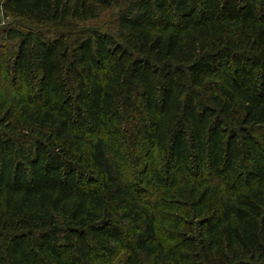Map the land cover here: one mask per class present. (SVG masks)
Wrapping results in <instances>:
<instances>
[{"label": "trees", "instance_id": "16d2710c", "mask_svg": "<svg viewBox=\"0 0 264 264\" xmlns=\"http://www.w3.org/2000/svg\"><path fill=\"white\" fill-rule=\"evenodd\" d=\"M0 264H264V0H0Z\"/></svg>", "mask_w": 264, "mask_h": 264}]
</instances>
